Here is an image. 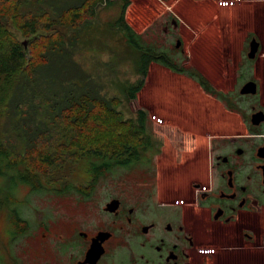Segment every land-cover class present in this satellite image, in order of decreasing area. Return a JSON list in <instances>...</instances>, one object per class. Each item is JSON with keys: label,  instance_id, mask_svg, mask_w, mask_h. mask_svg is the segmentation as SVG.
I'll return each instance as SVG.
<instances>
[{"label": "rangeland", "instance_id": "374dc122", "mask_svg": "<svg viewBox=\"0 0 264 264\" xmlns=\"http://www.w3.org/2000/svg\"><path fill=\"white\" fill-rule=\"evenodd\" d=\"M109 1L112 3L104 5L98 13L97 22L103 28L114 23L123 8L122 0ZM130 1L127 22L143 35L148 44L175 57L187 71L200 68L199 34L202 30V75L229 98L228 103L234 110L229 109L227 102L206 93L203 88L201 90L197 79L187 73H174L159 64L151 66L144 88L132 101L124 100L121 91L111 85V75L106 78L103 91H108L107 99L120 97L116 108L122 112L124 120L133 119L137 123L139 112H145L148 133L161 140V151L164 150L165 154L155 153L154 167L148 162V154L131 167H114L96 177L89 173V160L78 161L60 150L59 153L65 156L60 163L64 162V165L51 171L55 182H44L47 189L42 191H34L29 184L22 182L15 171L4 167L0 159V168L4 171L0 176V225L7 226L11 215L18 213L36 229L40 221L53 219L60 209L68 210L66 205L72 203L71 193L60 195L56 191H144L178 187L182 180L168 175L174 146H180L179 150L189 154L202 142V167H207L217 137L249 135L252 113L264 111V0ZM30 7L32 5L27 8ZM172 16L186 30L183 53L175 48L176 39L164 32L166 20ZM11 29L19 34L14 27ZM252 38L261 43L254 60L248 58ZM103 39L92 48L77 53L76 62L93 77L107 72L109 75V68H114L119 74L120 85H135L140 78L139 68L132 58L123 61L117 57V54L127 52L123 33L114 28L112 33L103 35ZM248 81L258 83L256 96L240 94ZM4 104L0 105V142H5L13 154L26 156L27 140L21 130L14 127L21 118L4 109ZM47 111V108L41 109V112ZM201 118L202 137L199 136ZM183 127L195 130L190 132ZM93 161L100 162L98 159Z\"/></svg>", "mask_w": 264, "mask_h": 264}, {"label": "flooded vegetation", "instance_id": "af4514ba", "mask_svg": "<svg viewBox=\"0 0 264 264\" xmlns=\"http://www.w3.org/2000/svg\"><path fill=\"white\" fill-rule=\"evenodd\" d=\"M164 32L185 52L178 19H167ZM199 35L202 90V30ZM263 126L217 137L207 167L202 142L189 154L174 146L168 175L182 180L178 187L56 191L71 193L68 210L36 229L25 219L0 225V264H264ZM199 130L202 137V118ZM146 134L151 145L144 156L154 167L155 153L165 151L147 128Z\"/></svg>", "mask_w": 264, "mask_h": 264}, {"label": "trees", "instance_id": "16d2710c", "mask_svg": "<svg viewBox=\"0 0 264 264\" xmlns=\"http://www.w3.org/2000/svg\"><path fill=\"white\" fill-rule=\"evenodd\" d=\"M122 1L117 20L103 28L97 22L98 13L112 3L109 0H0V105L5 103L4 109L21 118L14 127L27 140L26 156L13 154L0 142V159L34 191L46 190L44 182H55L51 171L62 168L61 158L65 160L60 150L78 161L89 160V173L96 177L142 161L151 145L146 113L139 112L137 123L124 120L116 108L120 97L107 99L108 91L103 93L109 76L111 85L127 101L135 100L142 91L153 64L200 81L197 71H187L175 57L148 44L132 28L126 19L131 1ZM114 28L123 33L127 49L117 57L123 61L132 58L139 68L135 85H120L114 68H109V75L90 76L75 60L77 53L104 40L103 35ZM202 88L234 110L229 98L203 75ZM46 108L49 111L41 112ZM3 173L0 168V176ZM10 218L23 221L18 213Z\"/></svg>", "mask_w": 264, "mask_h": 264}, {"label": "water", "instance_id": "95a60500", "mask_svg": "<svg viewBox=\"0 0 264 264\" xmlns=\"http://www.w3.org/2000/svg\"><path fill=\"white\" fill-rule=\"evenodd\" d=\"M180 45L181 43L178 42L177 47L179 48ZM260 47H261V43L256 38H253L250 41V51L248 53V58L251 60L256 59L258 52L260 51ZM258 92H259V86L258 83L255 81L246 82L240 90V94L242 96H256ZM251 123L254 126H259L262 123H264V111H259L254 113L251 116Z\"/></svg>", "mask_w": 264, "mask_h": 264}]
</instances>
